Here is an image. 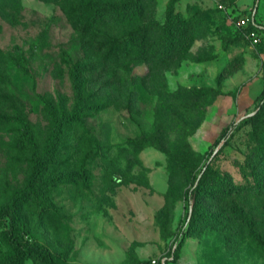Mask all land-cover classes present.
<instances>
[{
	"label": "rangeland",
	"instance_id": "374dc122",
	"mask_svg": "<svg viewBox=\"0 0 264 264\" xmlns=\"http://www.w3.org/2000/svg\"><path fill=\"white\" fill-rule=\"evenodd\" d=\"M94 1L109 0H0V205L24 189L51 136L52 112L72 110L71 71L83 63L96 109L65 128L48 170L83 166L89 182L57 184L25 204L23 239L66 264H144L186 231L172 264H264L232 211L241 207L264 235V121L240 126L221 150L224 140L215 144L255 112L264 88V0H179L194 39L168 57L157 33L143 54L124 45L136 28L164 22L168 0H141L132 24L90 28ZM240 16L259 23L258 43L237 26ZM111 46L115 63L106 59ZM208 163L206 186L219 191L195 203L186 193ZM7 227L2 220L0 257Z\"/></svg>",
	"mask_w": 264,
	"mask_h": 264
},
{
	"label": "trees",
	"instance_id": "16d2710c",
	"mask_svg": "<svg viewBox=\"0 0 264 264\" xmlns=\"http://www.w3.org/2000/svg\"><path fill=\"white\" fill-rule=\"evenodd\" d=\"M179 0H168L165 8V20L162 24H154L153 26H141L133 30L128 36L125 46L126 51L129 49L136 50L139 54L145 52L148 38L151 33H157L161 40L162 56H173L174 54H184L193 41L191 29L187 21L182 17L175 6ZM89 13L87 14V26L96 28L101 25L118 27L132 24L143 15L144 6L141 0H119V1H94L89 4ZM256 24L258 22L254 20ZM245 31L249 29L261 31V27H254L251 22L247 26L241 27ZM115 48V50H114ZM21 54V51L17 49ZM117 47L111 46L108 50L106 59L115 63L119 57ZM24 66V65H23ZM87 66L83 63H77L71 71L72 89L74 95V105L69 113L56 114L52 112L53 128L43 153L34 158V166L32 173L22 191L15 192L11 198L4 204L0 205V222L7 221V229L3 232V241L7 246L8 252L0 257V264H24L29 258H34L43 264H66L44 244L39 242H30L23 239L20 234L21 229V209L29 201L48 195L49 190L60 183H77L89 182L88 171L82 166L77 170H63L59 173H49V166L54 161V156L60 147V143L68 125H77L83 122L84 115L89 110H95L96 106L88 102L85 93L84 74ZM255 112L249 116H244L240 125L231 123L225 127L215 140V144H219L220 150L227 145L229 138L240 126L249 125L252 129H257L262 121H264V88L256 96ZM1 118H6L0 115ZM142 141L148 142V135L142 134ZM25 140L18 143L21 147ZM211 171V165L208 163L202 170L201 175L195 179L196 185L186 193L187 199L192 198L196 203L201 197H216L218 189L206 186V180ZM217 177L219 176L216 173ZM223 182V178L219 179V184ZM234 216L244 222L250 238L257 243L259 249L264 253V235L258 229V222L241 207L234 204L232 207ZM183 231L178 236V243L173 250V257L167 264L176 262L178 257V249L185 239ZM171 253V249L167 254ZM148 264V260L144 262Z\"/></svg>",
	"mask_w": 264,
	"mask_h": 264
},
{
	"label": "built area",
	"instance_id": "2783aa9c",
	"mask_svg": "<svg viewBox=\"0 0 264 264\" xmlns=\"http://www.w3.org/2000/svg\"><path fill=\"white\" fill-rule=\"evenodd\" d=\"M249 22H251L254 27H259V25L256 24L253 19L249 20L247 16H240L236 19V24L238 27H245ZM245 35L252 43H258L259 36L256 30L249 29L245 31ZM175 247L176 245L171 248L170 254H159L156 257L148 259V264H167V262L170 261L173 257V250Z\"/></svg>",
	"mask_w": 264,
	"mask_h": 264
}]
</instances>
